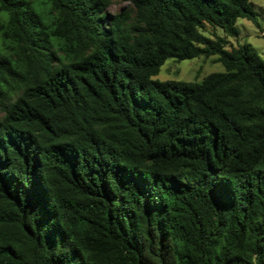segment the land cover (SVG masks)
<instances>
[{"label": "trees", "instance_id": "1", "mask_svg": "<svg viewBox=\"0 0 264 264\" xmlns=\"http://www.w3.org/2000/svg\"><path fill=\"white\" fill-rule=\"evenodd\" d=\"M112 1L0 0V264H264L250 0Z\"/></svg>", "mask_w": 264, "mask_h": 264}, {"label": "rangeland", "instance_id": "2", "mask_svg": "<svg viewBox=\"0 0 264 264\" xmlns=\"http://www.w3.org/2000/svg\"><path fill=\"white\" fill-rule=\"evenodd\" d=\"M252 9L256 12L258 26L246 18H239L236 21L238 33L234 37L228 36V45L248 44L252 51L259 54L264 59V0H250ZM131 0H113L109 10L117 12L119 8L128 9ZM212 31L210 26H206L205 33L208 35ZM216 33L222 35L220 28L215 29ZM215 56L208 58L193 57L176 59L168 57L160 66L159 72L153 76L154 79L176 80V81H201L203 77L212 72L224 71L223 65L215 61Z\"/></svg>", "mask_w": 264, "mask_h": 264}]
</instances>
